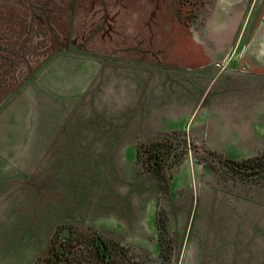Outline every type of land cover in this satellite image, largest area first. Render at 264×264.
<instances>
[{
  "label": "rangeland",
  "instance_id": "rangeland-1",
  "mask_svg": "<svg viewBox=\"0 0 264 264\" xmlns=\"http://www.w3.org/2000/svg\"><path fill=\"white\" fill-rule=\"evenodd\" d=\"M197 22L216 43L251 45L264 0H0V155L5 128L23 125L26 137L7 144L14 159L2 173L15 193L0 199V264H37L58 228L100 234L128 264H264L263 172H237L235 152H213L195 133L139 131L128 105L115 118L116 71L147 66L159 78L179 64L172 57L202 53ZM194 79L205 103L221 87L264 98V69ZM34 125L64 128L47 148ZM155 140L173 145L165 177L133 160L132 147Z\"/></svg>",
  "mask_w": 264,
  "mask_h": 264
},
{
  "label": "crops",
  "instance_id": "crops-1",
  "mask_svg": "<svg viewBox=\"0 0 264 264\" xmlns=\"http://www.w3.org/2000/svg\"><path fill=\"white\" fill-rule=\"evenodd\" d=\"M223 15L225 17V14ZM238 26L237 19L232 28L234 29L232 37L238 30ZM207 29L204 22L192 25L191 37L195 41L191 42L193 46L202 48L203 52L199 53L191 49L187 51V57L185 54L179 55V58L172 57L171 60L179 61V64L165 66V75L159 78L157 73L161 70L156 71L147 66L131 67L125 70L119 68L113 78L114 90L112 94H109L113 97V106L115 104L114 112L117 114L115 118L120 121L122 106L128 105L130 109L128 121L136 125L139 131H149L154 135L169 131H179L182 134L195 133L209 145L213 152H223L229 157L235 152L237 156H233V160L248 159L262 150L257 152L258 149L262 147L264 149V98L258 97L259 94L257 95L256 92L250 93L241 89H236L232 95L226 94L224 87H221L216 97H212L205 103V99L202 101L205 92L198 89V83L194 78L200 79L207 74L216 77L225 71L240 75L248 72L256 73L259 69H264V30L261 32L260 41H257L254 36L253 45H249L232 44V40L228 43H216ZM199 105H201L199 112L203 113L198 117L199 112L194 113ZM181 111L188 114L187 121L180 119ZM49 114L51 117L52 111ZM62 128L49 127L46 132L44 126L34 125L32 126L33 138L46 140L48 148V144L57 140L56 135ZM24 131L23 125L5 128L3 139L7 142L6 145L1 146L6 148L3 150L6 154L0 155L2 161L0 173L4 170V163L12 162L14 159L15 152L12 150L14 147L7 144L16 138L21 142L26 138L21 135ZM114 131V136L120 137L119 131L117 129ZM40 132H46L48 136L45 138L40 135ZM206 138H210V142L206 141ZM131 152L136 162V149L132 147ZM6 176V173L0 174L2 201L5 200L4 196L5 198L9 196L7 194L15 193L12 180ZM17 207L16 203L6 202L2 209L13 211Z\"/></svg>",
  "mask_w": 264,
  "mask_h": 264
},
{
  "label": "trees",
  "instance_id": "trees-1",
  "mask_svg": "<svg viewBox=\"0 0 264 264\" xmlns=\"http://www.w3.org/2000/svg\"><path fill=\"white\" fill-rule=\"evenodd\" d=\"M172 148L171 143L162 140L144 143L136 148V160L139 162L144 156L152 173L165 177L164 166L170 158ZM227 160L232 164L234 170L248 177L259 178L262 176L260 174L264 173V149L248 159ZM118 246L115 242L92 231L83 233L68 228L66 236H61V231L58 228L54 231L43 255L39 256L37 264L130 263Z\"/></svg>",
  "mask_w": 264,
  "mask_h": 264
}]
</instances>
